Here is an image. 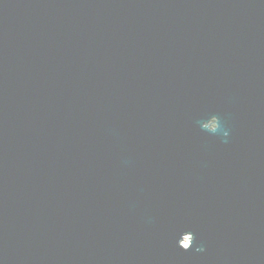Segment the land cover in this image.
Here are the masks:
<instances>
[{
    "label": "water",
    "instance_id": "95a60500",
    "mask_svg": "<svg viewBox=\"0 0 264 264\" xmlns=\"http://www.w3.org/2000/svg\"><path fill=\"white\" fill-rule=\"evenodd\" d=\"M0 264H264V0H0Z\"/></svg>",
    "mask_w": 264,
    "mask_h": 264
},
{
    "label": "rangeland",
    "instance_id": "374dc122",
    "mask_svg": "<svg viewBox=\"0 0 264 264\" xmlns=\"http://www.w3.org/2000/svg\"><path fill=\"white\" fill-rule=\"evenodd\" d=\"M188 241H189V240H188V239H186V240H185V244H187V243H188Z\"/></svg>",
    "mask_w": 264,
    "mask_h": 264
}]
</instances>
